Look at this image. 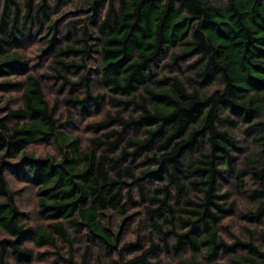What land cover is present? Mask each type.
I'll use <instances>...</instances> for the list:
<instances>
[{"label": "clouds", "instance_id": "obj_1", "mask_svg": "<svg viewBox=\"0 0 264 264\" xmlns=\"http://www.w3.org/2000/svg\"><path fill=\"white\" fill-rule=\"evenodd\" d=\"M2 2L0 0V5ZM26 2L27 0H18L21 8H24ZM42 2L44 0H34L36 7ZM132 2L133 0H124L127 6H131ZM161 2L164 6L168 4V0ZM47 4L50 10L61 4L58 10L50 11L49 19L53 22L70 9L91 7V3L85 0H47ZM232 4L246 9L245 0H204L206 10H218L224 19L228 18L229 6ZM190 14L185 9L181 16ZM124 19L121 0H104L96 26L89 25L87 18H84L76 26L75 39L60 46L59 50L81 49L79 55L53 56L43 63V67H37L30 73L47 105L46 115L51 117L55 152L50 150L47 153L52 157L49 164L61 163L68 157L72 170L83 171L91 165L90 171L96 173L91 183L79 185L76 198L79 208L72 216L44 224L37 219L34 211L43 207L42 204L35 203L43 199L35 195L39 188L31 184L14 183L6 173L3 174L7 193L12 197L11 206L29 214L23 226L27 228L31 224L34 228L44 227L50 238V242L39 247L35 240L23 245L25 250L32 252V264H130L133 259L141 258L144 264H156L157 261L159 264H166V261L167 264H231L230 256L218 261L216 256L210 255L211 249L202 243L209 233H214L215 239L222 242V247L216 250L217 256L223 255L226 248L234 245L237 246L238 255L242 256L248 255V247L264 252V215L260 216L258 223H247L240 219L242 216H255L264 208V198H255L256 193L264 192V182L253 175L256 173L264 177V162H257L255 166L246 163L250 156L258 153L257 140L260 141L259 148H264V92L249 89L235 97L252 116L250 121L246 122L242 116L238 118L234 115L231 105L218 106L212 109L213 118L208 122L209 127L203 133H198L195 139L193 133L204 123L203 117L201 125L187 127V120L183 121L179 132L163 119L160 123L164 127L155 137L152 135V128L144 127L137 131L134 122L142 123V117L186 111L196 100L215 98L226 92L230 82H235V77L229 61L221 60L219 63L228 65V69L216 72V82L211 87L204 86L207 85V80L202 85L201 78L215 63L214 59L200 50L187 58L182 57L181 53L187 49L185 40L178 39L175 47L171 46V42L165 45L168 49L166 55L147 62V67L140 73V78L145 82L129 94L130 84L129 88L120 87L128 81L123 76L116 78L111 69H105L107 31L100 30L105 22L117 26ZM67 23L66 20L60 25L63 32L67 31ZM199 26V18L189 25L185 39L192 47H196L198 40L204 45L210 43L206 33L201 31L199 37L195 35ZM89 36L99 37V41L89 40ZM89 48L93 49L91 59L88 58ZM126 51L138 59H147L136 48H126ZM66 65L72 67L65 70ZM90 68L98 69V72L89 73ZM42 73L52 79L41 83ZM57 76L61 78L56 79ZM66 80L69 81L67 85ZM73 84H76V90L70 94L69 89ZM161 84L166 86L161 88ZM61 85H65L64 91L58 94ZM155 92L167 93L166 96L155 97L161 103L154 102ZM89 96L95 101L88 106L90 116L82 113V102ZM13 99L14 103L9 106L8 111L30 114L31 109L24 103L23 94L18 93ZM66 100L77 103L65 104ZM28 103H31V99ZM166 104L169 106L165 107ZM204 111L207 114L208 109L205 108ZM5 115L6 113L0 112V118ZM69 120L75 123L76 129L68 124ZM113 120L115 123H110ZM30 123L26 119L16 127L23 128ZM62 124L65 125L64 128H60ZM100 125L104 127L97 131ZM125 129H128L127 136L116 146L118 136ZM13 130V125L9 124L6 138L11 137ZM173 132L175 136L172 135ZM2 135H5V128L0 127V136ZM149 140L153 142L152 150L137 154L138 146ZM161 145L164 146L163 151L160 150ZM215 145H223L218 154L213 151ZM3 151H7V148L0 149V153ZM32 154L28 152V155ZM261 155L264 157V154ZM155 157L159 159L149 160ZM3 159L7 157L0 155V160ZM161 160L164 161L166 170L144 177L145 163L157 168ZM200 167L209 169L207 176L194 174L195 169ZM60 174L63 175L62 172ZM159 175L163 179L153 178ZM141 177L144 179L140 180ZM122 181L128 182L127 186H122ZM113 182L116 183L115 187H112ZM21 187L25 188L22 196L17 195V190ZM157 189L160 190L159 193ZM96 195L103 198L105 207L101 208L99 203H94ZM84 196L88 198L87 203L80 204L79 198ZM29 197L34 200L23 199ZM112 197L118 203H109ZM189 201L191 207L196 208L203 217L200 221L202 233L195 236L189 232L190 225L186 227L184 224L191 219L188 214ZM8 202V196H0V204ZM92 208L95 209L94 220L89 221V226L78 227L76 222L84 218L80 213ZM217 208L221 211L218 212ZM101 212H107L108 215L101 217ZM222 212L229 215H222ZM133 213L136 215H132ZM125 217L129 219L125 220ZM121 221H124L123 228ZM91 227L97 231L111 229V241L96 237L90 230ZM8 228L7 221L0 224V240L15 239V234L10 233ZM133 245L139 246L140 251L130 255L129 249ZM155 245L159 246V255H148ZM241 248L244 250L240 251ZM41 252L45 253L43 257ZM10 253L9 247L0 256V264H16Z\"/></svg>", "mask_w": 264, "mask_h": 264}, {"label": "trees", "instance_id": "obj_2", "mask_svg": "<svg viewBox=\"0 0 264 264\" xmlns=\"http://www.w3.org/2000/svg\"><path fill=\"white\" fill-rule=\"evenodd\" d=\"M85 2H90L91 7L70 9L64 12L63 15L56 17L54 22L49 19L50 11L58 10L61 4H57L56 9L51 10L47 0H44L39 7L35 6L34 0H27L24 8H21L18 0H3L2 5H0V91L20 90L24 97V103L31 109L30 114L21 111H8L4 117L0 118V127L5 128V135L0 136V149L7 148V151L0 153L3 157H7V159L0 160V196H8L9 201L0 204V224L7 221L8 230L10 233L15 234L14 240L7 238L0 240V256L5 254L10 247V255L16 264H32L31 250H25L23 247L26 242L35 240L39 247L50 242V238L44 227L34 228L31 224L27 228L23 226L25 221L23 212L11 206L12 197L7 193L3 174L6 173L8 177L9 174H12L15 181L21 180L39 188L36 195L43 198L38 201V204L43 205L38 209L42 224L72 216L79 208L76 203L79 185L81 183H91L96 175L95 172L90 171L91 165L83 171L72 170L68 157H65L61 163L49 164L52 159L50 155L38 156L33 152L32 155H28L30 146L55 139L51 117L46 115L47 105L39 94V86L30 75L36 69V64L31 63L34 56V53L31 52L32 46L35 43L39 45V54L36 56L44 58V62L56 55L62 57L79 55L82 50L78 48L59 49L62 44L75 39L76 26L82 23L84 18H87L89 25L96 26L99 10L104 7V0H85ZM177 3H179V8H177ZM245 4L246 9L237 7L235 4L230 5L228 18L224 19L218 10H206L204 0H168L166 6L162 4L161 0H133L131 6H127L124 0H121L125 17L123 22H119L117 26L105 22L100 30L101 32L107 31L104 55L105 69L106 71L111 69L116 78L123 76L128 81L120 87L129 88L130 84L129 94L136 91L137 87L145 82L140 78V73L142 69L147 67V62L166 55L168 49L165 45L171 42V46L175 47L178 39L185 40L187 50L181 53L182 57L187 58L200 50L214 59L215 63L201 78L202 85L204 80H207L208 83L204 86L211 87L216 82L214 79L216 72H223L228 69V65L219 63L221 60L229 61L234 69L235 77V82H230L226 92L220 93L215 98L208 97L204 100H196L193 105L188 106L186 111L142 117V123L134 122L137 131L144 127L152 128L154 129L152 135L155 137L161 133V129L164 127L160 123L163 119L165 122L170 123L176 132H179L183 121L187 120V127H191L193 124L201 125V118L203 117L204 123L197 127L193 133V139H195L198 133H203L209 127L208 122L213 118L212 109L218 106L231 105L233 114L238 118L242 116L246 122L252 119V116L245 111V106L239 103L235 97L248 92L249 89L264 92V0H245ZM210 7L209 5V9ZM185 9L191 14L181 16ZM198 18L200 26L195 30V35L199 37L201 31L206 33L210 43L204 45L202 41L198 40L196 47H192L191 43L185 38L188 34L189 25L195 23ZM66 20L68 22L65 24L67 31L63 32L60 25ZM230 21L233 23H229ZM62 32L63 35H61ZM88 39L99 41V37L89 36ZM76 42L79 43V41ZM126 48L138 49L142 57L147 59L133 57L130 52L126 51ZM92 51L93 49L89 48V59L92 58ZM57 63L63 62L57 61ZM38 67H43V64ZM70 67L72 66L66 65L65 70ZM93 71L98 72V69H89V73ZM240 74H242V77ZM60 78L59 76L56 77V79ZM50 79L52 77L41 74V83ZM68 83L69 81L66 80L65 85ZM105 83L109 82L105 81ZM65 85H61L58 94L63 93ZM44 86L48 87L46 84ZM165 86L166 84L160 85L161 88ZM75 90L76 84H73L72 88L69 89V93L71 94ZM216 91L219 92V89ZM166 95L167 93L164 92H155L153 93V100L155 103H161L156 101L155 97ZM29 99H31L30 104L28 103ZM75 103L77 102L72 100L65 101V104L69 105ZM82 103V113L90 116L88 106L95 103V101L89 96ZM125 103H131V101H125ZM168 106L165 105V107ZM205 108L208 109L207 114L204 111ZM55 110L56 104L54 103L53 111ZM98 112L99 106H97ZM26 119L31 122L29 126L16 127ZM110 123H115V121H110ZM9 124L13 125L14 130L11 132V137L6 138ZM68 124H74V122L69 120ZM64 127L65 125H60V128ZM103 127L104 125H100L97 131ZM127 133L128 129H125L118 136L116 146L123 142ZM183 134L182 132L181 135ZM172 135L175 136V132ZM152 143V140H149L140 144L137 154L151 151ZM256 144L258 153L253 154L246 161L252 166H255L257 162H264V157L261 155L264 154V148H259V140L256 141ZM163 148L164 146L161 145L160 150L163 151ZM222 149L223 145H215L213 151L218 154ZM16 157H19V159H16ZM125 158L126 156L122 157V159ZM152 159L159 158H149V160ZM169 162H171V158H169ZM144 168V177H150L154 173H162V170H166L162 160L157 168L150 167L148 163H145ZM208 171V168L200 167L195 169L194 174L207 176ZM253 175L264 182V177L258 176L256 173H253ZM144 177L139 179L143 180ZM153 178L163 179V176L159 175ZM221 178L223 179V177ZM53 181L55 182L53 183ZM127 183L122 181L121 185L127 186ZM133 183L136 182L133 181ZM115 186L116 183L113 182L112 187ZM101 187H104V185L101 184ZM141 191H143V188H141ZM159 191L157 189V193ZM118 195L119 193H117ZM255 198H264V192L256 193ZM79 199L80 204H86L88 198L84 196ZM112 201L118 203L115 197H112L109 203ZM94 203H99L101 208L106 206L105 201L99 195L94 197ZM133 204L135 205V202ZM177 204H179V200H177ZM188 204V214L191 219L185 221L184 224L186 227L190 225L189 232L195 236L202 233L200 221L203 217L196 208L191 207V201ZM213 207H215V203H213ZM203 211L207 212V209ZM217 211L220 212L221 210L217 208ZM94 212V208L81 212L80 214L84 218L76 222L78 227L89 226V221L94 220ZM221 214L229 215L227 212ZM107 215V212H101V217ZM132 215H136V213ZM261 215H264V208L255 216H242L240 219H244L247 223H258ZM128 219V217H125V220ZM13 222L15 223L13 224ZM123 225L124 221H121V228H123ZM90 230L93 231L96 237L108 242L111 241V229L103 228L97 231L94 227H91ZM204 230L206 231V228ZM202 243L211 249L210 255L216 256L218 261L230 256L231 264H264V252H260L254 247L247 248V256L238 255L237 246L235 245L226 248L223 255L217 256L216 250L222 247V242L215 239L214 233H209L208 238L202 240ZM243 250V248L240 249V251ZM139 251L140 247L133 245L129 249V254ZM148 255H159V246L155 245ZM130 264H144V262L142 258L139 260L133 259Z\"/></svg>", "mask_w": 264, "mask_h": 264}, {"label": "rangeland", "instance_id": "obj_3", "mask_svg": "<svg viewBox=\"0 0 264 264\" xmlns=\"http://www.w3.org/2000/svg\"><path fill=\"white\" fill-rule=\"evenodd\" d=\"M39 48H40L39 45L37 43H35V44H33L32 50H31V52L34 53L33 54L34 56L32 58H33V60L36 61V63H34V64H36L35 68H37L40 64H43L44 61H45L44 58H39V57L36 56V55L39 54ZM48 90L51 91V88H48ZM18 93H21V91L20 90L0 91V112H4V113L8 112L9 106L14 103V99L13 98L16 97V94H18ZM5 98H7V99L5 100ZM17 99H18V97H17ZM70 125H72V127L74 129H76V127H77L75 125V123L74 124H70ZM53 143H54V140H47L45 142L30 146L29 151L35 153L38 156H46V155H48L47 153L50 150L53 153L55 152V149L53 148ZM9 179L12 182L19 183L21 185L27 184L26 182L21 181V180H16L15 181V179H14L12 174H9ZM24 191H25V188L21 187L20 189L17 190V195H21L22 196ZM23 199H27L29 201L34 200V198H31V197L23 198ZM35 203L38 204V201H35ZM20 211L23 212V218L25 220L29 218V214L27 212H24L22 210H20ZM34 211L36 212L37 219H39L41 221V224H42L43 222H42V219H41V217L39 215V211H36L35 209H34ZM44 255H45V253L41 252V257H43ZM158 264H159V262H158ZM166 264H167V261H166Z\"/></svg>", "mask_w": 264, "mask_h": 264}]
</instances>
